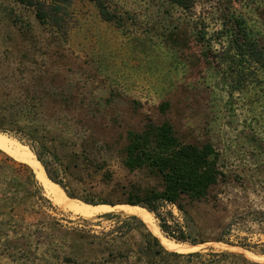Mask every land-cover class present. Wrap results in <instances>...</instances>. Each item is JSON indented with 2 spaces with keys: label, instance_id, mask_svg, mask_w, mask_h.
<instances>
[{
  "label": "rangeland",
  "instance_id": "obj_1",
  "mask_svg": "<svg viewBox=\"0 0 264 264\" xmlns=\"http://www.w3.org/2000/svg\"><path fill=\"white\" fill-rule=\"evenodd\" d=\"M102 1L115 22L73 0L63 39L32 9L0 0V106L24 98L44 71L55 83L35 89L55 116L48 167L70 194L114 208L84 217L57 207L30 168L0 149V264H264L245 253L264 256V69L239 56L230 36V21L243 19L264 49V0H194L189 12L168 0ZM165 122L184 143L212 144L227 174L207 199L185 203L191 221L170 204L161 219L151 213L163 236L162 219L174 236L205 240L175 252L202 257L139 253L146 231L117 208L135 187L162 191L161 177L127 169L124 158L129 132Z\"/></svg>",
  "mask_w": 264,
  "mask_h": 264
},
{
  "label": "trees",
  "instance_id": "obj_2",
  "mask_svg": "<svg viewBox=\"0 0 264 264\" xmlns=\"http://www.w3.org/2000/svg\"><path fill=\"white\" fill-rule=\"evenodd\" d=\"M20 5L30 8L34 11L36 18L42 23L50 25L63 39H67L69 34V6L73 0H16ZM95 3L100 11L102 19L106 22H115V16L102 0H90ZM171 4L189 12L194 6V0H168ZM230 36L233 37V45L239 56L248 57L257 67L264 69V49L260 42L248 31L245 20L230 21ZM227 27V24H225ZM29 69L25 66L22 71ZM40 82L37 87H25L24 98H14L10 102H4L0 106V133L16 138L22 144L28 146L36 158L44 166L48 177L53 182L59 184L66 192L69 198L82 200L86 204L98 205L94 200L81 199L70 194L66 188L53 175L46 162V154L49 151L47 123L48 117L45 114L44 106L49 100L44 94L38 96L35 89L47 90L54 88V84L44 80L45 72L40 70ZM53 85V86H52ZM32 89V90H30ZM56 102L58 99L53 96ZM124 165L131 171L148 170L157 174L162 179L163 189H143L141 187L133 189V197L120 201V204L139 206L153 213L158 219H161L160 210L164 204H170L185 215L187 220L191 221L190 214L185 209V203L192 204L201 202L209 196L210 190L226 179V172L221 164L220 154L216 148L210 144H188L182 142L176 135L175 129L170 122L161 125L153 123L147 124L141 131H131L127 136V146L125 148ZM27 166V165H26ZM31 170V169H30ZM32 172V170H31ZM33 174V172H32ZM34 176V175H33ZM35 178V177H34ZM115 206L110 202H102ZM106 217L113 218L115 215L107 214ZM130 221L137 224L138 229L143 228L146 232L141 233L144 237L145 248L139 250L148 257H202L201 252L188 255L168 252L162 246L160 240L148 231L146 225L138 217H130ZM162 233L169 240L177 243H188L192 246L205 243V240H191L184 231H180L179 236H174L171 232V226L167 220L162 219L159 225ZM128 230L134 228L129 226ZM217 242H223L231 245L230 242L217 239ZM246 247V246H245ZM247 248V247H246ZM128 253V252H127ZM126 252L117 253L118 257H126ZM116 254L112 251L109 256ZM232 253H225L223 256H232ZM214 257V254H213ZM246 262H248L245 259ZM259 264V263H253Z\"/></svg>",
  "mask_w": 264,
  "mask_h": 264
},
{
  "label": "bare ground",
  "instance_id": "obj_3",
  "mask_svg": "<svg viewBox=\"0 0 264 264\" xmlns=\"http://www.w3.org/2000/svg\"><path fill=\"white\" fill-rule=\"evenodd\" d=\"M0 149L5 151L17 162L27 165L32 170L35 180L39 183V185L44 191V195L48 199H50L51 202H53L57 207L84 217L93 216L100 210L114 209L107 205L91 206L70 199L66 194L65 190L59 184L50 180L44 166L36 158V156L28 146H24L19 142L8 138L5 134L2 133H0ZM117 208H119V210L128 215L140 218L149 227V229L160 239L163 246L167 250L185 253L197 251L199 249L198 246L183 245L166 239L161 234L158 226L154 223L153 215L146 209L132 205H119L117 206ZM245 253L251 260L257 262L264 261V256H257L247 251H245Z\"/></svg>",
  "mask_w": 264,
  "mask_h": 264
}]
</instances>
